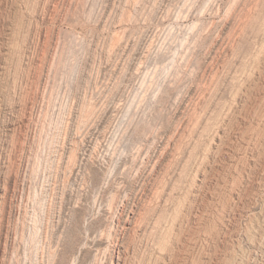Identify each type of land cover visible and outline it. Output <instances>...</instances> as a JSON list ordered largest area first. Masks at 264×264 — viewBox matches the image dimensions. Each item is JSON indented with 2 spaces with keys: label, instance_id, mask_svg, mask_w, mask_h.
Returning a JSON list of instances; mask_svg holds the SVG:
<instances>
[{
  "label": "rangeland",
  "instance_id": "374dc122",
  "mask_svg": "<svg viewBox=\"0 0 264 264\" xmlns=\"http://www.w3.org/2000/svg\"><path fill=\"white\" fill-rule=\"evenodd\" d=\"M263 5L0 0V242L9 250L0 264H41L57 250L71 260L86 238L70 233V206L80 197L109 202L116 190L121 200L131 193L127 208L149 220L144 233L126 235L128 264H264ZM70 152L81 169L71 180ZM50 211L68 216L59 232Z\"/></svg>",
  "mask_w": 264,
  "mask_h": 264
},
{
  "label": "bare ground",
  "instance_id": "6f19581e",
  "mask_svg": "<svg viewBox=\"0 0 264 264\" xmlns=\"http://www.w3.org/2000/svg\"><path fill=\"white\" fill-rule=\"evenodd\" d=\"M74 1V0H73ZM242 1V0H241ZM257 1V0H256ZM67 2V1H66ZM130 2V1H129ZM140 2V1H139ZM142 2V1H141ZM244 2H246V1H244ZM37 3H38V1H37ZM75 3V2H74ZM136 3V2H135ZM137 3H138V1H137ZM231 3V2H230ZM234 3H237L236 1L234 2ZM242 3V2H241ZM253 3H254V1H253ZM255 3H257V2H255ZM72 4V3H71ZM232 4V3H231ZM238 4V3H237ZM136 5V4H135ZM139 5V4H138ZM252 5V4H251ZM79 6V5H78ZM141 6V5H140ZM229 6V5H228ZM232 6V5H231ZM230 6V7H231ZM264 6V5H263ZM27 7V6H26ZM46 7V6H45ZM134 7V6H133ZM233 7V6H232ZM242 7V6H241ZM244 7H245V5H244ZM250 7V6H249ZM135 8V7H134ZM248 8V7H247ZM256 8V7H255ZM68 9V8H67ZM70 9V8H69ZM74 9V8H73ZM79 9V8H78ZM152 9V8H151ZM235 9V8H234ZM238 9V8H237ZM46 10V9H45ZM81 10V9H80ZM138 10V9H137ZM143 10V9H142ZM149 10V9H148ZM154 10V9H153ZM226 10V9H225ZM231 10V9H230ZM243 10V9H242ZM68 11V10H67ZM90 11V10H89ZM147 11V10H146ZM194 11V10H193ZM79 12V11H78ZM143 12V11H142ZM227 12V11H226ZM231 12V11H230ZM240 12V11H239ZM246 12V11H245ZM248 12V11H247ZM256 12V11H255ZM229 13V12H228ZM59 14V13H58ZM87 14V13H86ZM109 14V13H108ZM138 14V13H137ZM141 14H143V13H141ZM233 14V13H232ZM252 14V13H251ZM72 15V14H71ZM75 15V14H74ZM73 15V16H74ZM224 15H226V14H224ZM23 16V15H22ZM80 16V15H79ZM190 16V15H189ZM229 16V15H228ZM241 16V15H240ZM248 16V15H247ZM250 16V15H249ZM44 17V16H43ZM88 17V16H87ZM140 17H141V15H140ZM245 17V16H244ZM251 17V16H250ZM254 17V16H253ZM73 19H74V17H73ZM131 19H132V17H131ZM247 19H248V17H247ZM33 20V19H32ZM70 20V19H69ZM89 20V19H88ZM241 20H242V17H241ZM71 21V20H70ZM73 21H75V20H73ZM239 21V20H238ZM244 21V20H243ZM76 23H77V21H75ZM120 22V21H119ZM245 22H246V20H245ZM249 22V21H248ZM254 22V21H253ZM218 23V22H217ZM227 23H229V22H227ZM250 24V23H249ZM24 25V24H23ZM241 25V24H240ZM247 25V24H246ZM263 25V24H262ZM194 26V25H193ZM192 26V27H193ZM197 26V25H196ZM202 26V25H201ZM209 26V25H208ZM212 26V25H211ZM242 26V25H241ZM255 26V25H254ZM27 27V26H26ZM25 27V28H26ZM42 27V26H41ZM235 27V26H234ZM126 28V27H125ZM194 28H196L195 26H194ZM233 28V27H232ZM128 29V28H127ZM211 29V28H210ZM238 29V28H237ZM262 29V28H261ZM61 30V29H60ZM126 30V29H125ZM194 30V29H193ZM198 30V29H197ZM248 30V29H247ZM195 31H196V29H195ZM208 32V31H207ZM231 32V31H230ZM262 32V31H261ZM26 33V32H25ZM117 33V32H116ZM264 33V32H263ZM115 34V33H114ZM204 35V34H203ZM261 35V34H260ZM44 36V35H43ZM46 36H48V35H46ZM65 36V35H64ZM119 36V35H118ZM240 36V35H239ZM247 36V35H246ZM249 36V35H248ZM35 37V36H34ZM61 37V36H60ZM109 37H111V36H109ZM123 37H124V35H123ZM196 37V36H195ZM198 37H200V36H198ZM227 37V36H226ZM241 37V36H240ZM251 37V36H250ZM73 38V37H72ZM115 38V37H114ZM113 38V39H114ZM118 38V37H117ZM202 38V37H201ZM228 38H229V36H228ZM227 38V39H228ZM242 38H244V37H242ZM63 39H64V37H63ZM70 39V38H69ZM130 39V38H129ZM200 39V38H199ZM198 38H197V40H199ZM203 39V38H202ZM216 39V38H215ZM246 39V38H245ZM254 39V38H253ZM61 40V39H60ZM74 39H72V40H70V41H73ZM116 39H114V41H115ZM123 40V39H122ZM196 40V41H197ZM224 40H225V38H224ZM230 40V39H229ZM251 40V39H250ZM249 40V41H250ZM64 41H66V40H64ZM69 41V42H70ZM75 41H77V40H75ZM113 41V42H114ZM127 41V40H126ZM194 41V40H193ZM216 41V40H215ZM220 41V40H219ZM74 42V41H73ZM73 42H70V43H72L73 44ZM112 42V43H113ZM116 42V41H115ZM226 42V41H225ZM240 42V41H239ZM258 42H260V41H258ZM27 43V42H26ZM45 43V42H44ZM118 43V42H117ZM196 43V42H195ZM199 43H200V41H199ZM235 43V42H234ZM56 44V43H55ZM67 44V43H66ZM120 44V43H119ZM121 44H123V43H121ZM214 44V43H213ZM258 44V43H257ZM44 45V44H43ZM112 45V44H111ZM114 45V44H113ZM235 45V44H234ZM68 46V45H67ZM74 46V45H73ZM121 46V45H120ZM119 46V47H120ZM195 46V45H194ZM230 46V45H229ZM229 46H227V47H229ZM258 46V45H257ZM56 47V46H55ZM198 47V46H197ZM244 47V46H243ZM63 48H65V47H63ZM70 48V47H69ZM73 48V47H72ZM112 48V47H111ZM191 48H193V47H191ZM190 48V49H191ZM194 48H196V46L194 47ZM254 48V47H253ZM65 49H67V48H65ZM74 49V48H73ZM114 49V48H113ZM126 49V48H125ZM255 49H256V47H255ZM72 50V49H71ZM122 50V49H121ZM184 50V49H183ZM219 50V49H218ZM261 50V49H260ZM70 51V50H69ZM73 51V50H72ZM197 51V50H196ZM228 51V50H227ZM233 51V50H232ZM255 51V50H254ZM57 52V51H56ZM63 52H64V50H63ZM113 52V51H112ZM129 52V51H128ZM186 52H187V50H186ZM195 52V51H194ZM218 52V51H217ZM225 52V51H224ZM244 52V51H243ZM53 53V52H52ZM65 53V52H64ZM107 53V52H106ZM189 53V52H188ZM187 53V54H188ZM191 53V52H190ZM234 53V52H233ZM251 53H252V51H251ZM254 53V52H253ZM261 53V52H260ZM59 54V53H58ZM183 54V53H182ZM181 54V55H182ZM214 54V53H213ZM227 54V53H226ZM248 54V53H247ZM21 55V54H20ZM60 55V54H59ZM106 55V54H105ZM111 55V54H110ZM121 55V54H120ZM181 55H178V56H181ZM192 55V54H191ZM217 55V54H216ZM257 55H258V53H257ZM62 56V55H61ZM60 56V57H61ZM68 57H69V55H67ZM72 56V55H71ZM70 56V57H71ZM184 56V55H183ZM196 56V55H195ZM210 56V55H209ZM236 56H238V55H236ZM260 56H262L261 54H260ZM110 57V56H109ZM190 57V56H189ZM244 57H245V55H244ZM56 58V57H55ZM185 58V57H184ZM183 58V59H184ZM209 58V57H208ZM235 58V57H234ZM256 58V57H255ZM67 59V58H66ZM111 59V58H110ZM191 59V58H190ZM222 59V58H221ZM64 60V59H63ZM70 60V59H69ZM182 60V59H181ZM236 60V59H235ZM51 61V60H50ZM62 61V60H61ZM67 61V60H66ZM185 60H183V62H184ZM188 61V60H187ZM206 61V60H205ZM239 61V60H238ZM216 62V61H215ZM54 63H55V60H54ZM60 63V62H59ZM66 63V62H65ZM64 63V64H65ZM178 63H180V62H178ZM223 63H224V61H223ZM229 63V62H228ZM56 64V63H55ZM68 65H70V62L69 63H67ZM184 64V63H183ZM208 64V63H207ZM236 64V63H235ZM241 64V63H240ZM255 64V63H254ZM186 65V64H185ZM189 65H191V63L189 64ZM221 65H222V63H221ZM59 66V65H58ZM61 66V65H60ZM175 66V65H174ZM178 66H180V65H178ZM62 67V66H61ZM177 67V66H176ZM194 67V66H193ZM208 67V66H207ZM216 67V66H215ZM229 67V66H228ZM243 67H245V65L243 66ZM54 68V67H53ZM63 68V67H62ZM175 68V67H174ZM190 68V67H189ZM227 68V67H226ZM240 68V67H239ZM246 68V67H245ZM248 68V67H247ZM246 68V69H247ZM185 69H187V66H186V68ZM212 69V68H211ZM216 69V68H215ZM243 69V68H242ZM252 69H253V67H252ZM53 70V69H52ZM58 69H56V71H57ZM61 70V69H60ZM177 70V69H176ZM190 70V69H189ZM193 71H194V69H193ZM192 71V72H193ZM251 71L252 70H250V73H251ZM175 72V71H174ZM181 72H182V70H181ZM191 72V73H192ZM227 72V71H226ZM229 72H230V70H229ZM244 72V71H243ZM54 73H56V72H54ZM63 73V72H62ZM190 73V72H189ZM208 73V72H207ZM218 73V72H217ZM224 73V72H223ZM248 73V72H247ZM200 74V73H199ZM221 74V73H220ZM240 74V73H239ZM243 74V73H242ZM249 74V73H248ZM255 74V73H254ZM56 75V74H55ZM58 76H59V73L57 74ZM56 75V76H57ZM62 75V74H61ZM60 75V76H61ZM181 75H183V74H181ZM237 75V74H236ZM246 75V74H245ZM174 76V75H173ZM214 76V75H213ZM234 76V75H233ZM229 77V76H228ZM54 78V77H53ZM57 78H55V80H56ZM191 79V78H190ZM216 79V78H215ZM237 79V78H236ZM46 80V79H45ZM184 80V79H183ZM201 80V79H200ZM225 80V79H224ZM242 80V79H241ZM249 80V79H248ZM182 81V80H181ZM214 81V80H213ZM220 81V80H219ZM245 81V80H244ZM54 82V81H53ZM233 82V81H232ZM240 82H242V81H240ZM239 82V83H240ZM51 84V83H50ZM193 84V83H192ZM215 84V83H214ZM15 85V84H14ZM46 85V84H45ZM49 85V84H48ZM172 85V84H171ZM190 85V84H189ZM219 85V84H218ZM212 86V85H211ZM217 86V85H216ZM233 87V86H232ZM39 88V87H38ZM53 88V87H52ZM218 88V87H217ZM225 88V87H224ZM48 89V88H47ZM50 89V88H49ZM187 89V88H186ZM198 89H200V88H198ZM228 89V88H227ZM53 90V89H52ZM202 90V89H201ZM238 90V89H237ZM190 91V90H189ZM197 91V90H196ZM234 91V90H233ZM47 93V92H46ZM181 93V92H180ZM240 93V92H239ZM185 94V93H184ZM209 94V93H208ZM235 94V93H234ZM39 95V94H38ZM43 95V94H42ZM228 95V94H227ZM213 96V95H212ZM187 97V96H186ZM194 97V96H193ZM199 97V96H198ZM211 97V96H210ZM227 97H229V96H227ZM50 98V97H49ZM216 98V97H215ZM36 99V98H35ZM48 99V98H47ZM178 99H180V98H178ZM173 100V99H172ZM174 100H175V98H174ZM215 100V99H214ZM214 100H213V102H214ZM46 102H47V100H45ZM191 101H192V99H191ZM234 101H236V100H234ZM176 102H178V101H176ZM192 103V102H191ZM198 103V102H197ZM173 104V103H172ZM210 104V103H209ZM208 104V105H209ZM220 104V103H219ZM46 105V104H45ZM50 105V104H49ZM92 105V104H91ZM189 105V104H188ZM230 105V104H229ZM86 106H87V104H86ZM91 107V106H90ZM174 107V106H173ZM198 107V106H197ZM206 107V106H205ZM230 107V106H229ZM233 107V106H232ZM83 108H85V107H83ZM92 108H93V106H92ZM35 109V108H34ZM201 109V108H200ZM221 109V108H220ZM230 109H231V107H230ZM32 110V109H31ZM94 111H95V108L93 109ZM38 112V111H37ZM80 112V111H79ZM87 112V111H86ZM46 113V112H45ZM188 113V112H187ZM223 113V112H222ZM96 114V113H95ZM183 114V113H182ZM185 114V113H184ZM192 114H195V113H192ZM201 114V113H200ZM224 114V113H223ZM197 115V114H196ZM203 115V114H202ZM83 116V115H82ZM213 116V115H212ZM93 117V116H92ZM186 117V116H185ZM210 117V116H209ZM203 118V117H202ZM215 118V117H214ZM26 119V118H25ZM75 119V118H74ZM81 119V118H80ZM84 119V118H83ZM86 119V118H85ZM226 119V118H225ZM224 119V120H225ZM88 120V119H87ZM84 121V120H83ZM91 121V120H90ZM199 121L201 122V120L199 119ZM210 121V120H209ZM228 121V120H227ZM17 122V121H16ZM211 122V121H210ZM34 123V122H33ZM80 123V122H79ZM155 123H156V121H155ZM184 123V122H183ZM189 123V122H188ZM198 123V122H197ZM23 124V123H22ZM83 124V123H82ZM194 124V123H193ZM85 125V124H84ZM12 126V125H11ZM86 126V125H85ZM43 127V126H42ZM190 127V126H189ZM220 127V126H219ZM30 128V127H29ZM81 128V127H80ZM91 128V127H90ZM198 128V127H197ZM217 128V127H216ZM199 129V128H198ZM43 130V129H42ZM91 130V129H90ZM204 130V129H203ZM222 130V129H221ZM11 131V130H10ZM86 131V130H85ZM219 131V130H218ZM17 132V131H16ZM39 132V131H38ZM72 132V131H71ZM154 132V131H153ZM177 132V131H176ZM204 132V131H203ZM33 134V133H32ZM31 134V135H32ZM79 134V133H78ZM78 134H76V135H78ZM174 134V133H173ZM193 134V133H192ZM212 135V134H211ZM39 136V135H38ZM41 136V135H40ZM172 136V135H171ZM146 137H147V135H146ZM145 137V138H146ZM187 137V136H186ZM208 137V136H207ZM219 137V136H218ZM39 138V137H38ZM168 138V137H167ZM183 138V137H182ZM34 139V138H33ZM147 139H148V137H147ZM170 139V138H169ZM214 139V138H213ZM216 139V138H215ZM178 140V139H177ZM197 140V139H196ZM156 141V140H155ZM172 141V140H171ZM171 141H170V143H171ZM151 142V141H150ZM34 143V142H33ZM59 143V142H58ZM61 143V142H60ZM66 143V142H65ZM148 143V142H147ZM144 144V143H143ZM155 144V143H154ZM168 144V143H167ZM136 145V144H135ZM156 145V144H155ZM175 145V144H174ZM65 146V145H64ZM137 146V145H136ZM178 146H180V145H178ZM77 147V146H76ZM159 147V146H158ZM186 147V146H185ZM138 148H140V147H138ZM152 148V147H151ZM154 148V147H153ZM167 148V147H166ZM169 148V147H168ZM170 149V148H169ZM19 150H21V149H19ZM65 150V149H64ZM137 150V149H136ZM149 150V149H148ZM154 150V149H153ZM173 150V149H172ZM133 151V150H132ZM143 151V150H142ZM150 152V151H149ZM161 152H163V151H161ZM175 152H180V150H178V151H175ZM14 153V152H13ZM30 153H31V151H30ZM74 153V152H73ZM130 153V152H129ZM128 153V154H129ZM135 153H136V151H135ZM146 153V152H145ZM165 153V152H164ZM15 154V153H14ZM39 154V153H38ZM53 154V153H52ZM55 154V153H54ZM70 154H72V152H70ZM79 154V153H78ZM137 154V153H136ZM188 154V153H187ZM40 155V154H39ZM163 155V154H162ZM174 155V154H173ZM176 155V154H175ZM190 155V154H189ZM19 156V155H18ZM55 156V155H54ZM67 156V155H66ZM78 156V155H77ZM76 155L75 156H73V154L72 155H69V157L67 158V159H65L64 161V164L66 165V169H68V170H70V172H71V174L68 176V179H72V178H74V177H76V176H79L78 174H79V172H80V166H79V164H78V160H79V158L77 157ZM159 156H160V154H159ZM36 157V156H35ZM34 157V158H35ZM40 157V156H39ZM93 157V156H92ZM114 157H117V156H115L114 155ZM113 157V158H114ZM125 157V156H124ZM158 157V156H157ZM184 157V156H183ZM21 158V157H20ZM45 158V157H44ZM109 158V157H108ZM137 158V157H136ZM144 158V157H143ZM148 158V157H147ZM171 158V157H170ZM173 158V157H172ZM127 159V158H126ZM132 159V158H131ZM134 159V158H133ZM142 159V158H141ZM29 160H30V158H29ZM42 160V159H41ZM51 160V159H50ZM128 160V159H127ZM149 160V159H148ZM157 160V161H156ZM155 161V163H154V167L153 168H156L157 167V165L158 164H161V159L158 157L157 159H156ZM189 160V159H188ZM204 160V159H203ZM18 161V160H17ZM20 161V160H19ZM61 161V160H60ZM95 161V160H94ZM114 161V160H113ZM120 161H121V159H120ZM124 161V160H123ZM134 161H135V159H134ZM134 161H132V162H134ZM140 161V160H139ZM205 161V160H204ZM15 162V161H14ZM40 162V161H39ZM91 162V161H90ZM132 162H130V163H132ZM142 162V161H141ZM140 162V163H141ZM109 163V162H108ZM108 163H107V165H108ZM111 163V162H110ZM167 163V162H166ZM31 164V163H30ZM38 164H40V163H38ZM121 164V163H120ZM127 164H128V162H126V161H124V162H122V164H121V166L119 167V171L123 168V167H126L127 166ZM135 165V163H132V165ZM169 164V163H168ZM173 164V163H172ZM17 165V164H16ZM82 165V164H81ZM86 165V164H85ZM133 165V166H134ZM182 165V164H181ZM21 166V165H20ZM37 166V165H36ZM129 166V165H128ZM48 167V166H47ZM55 167V166H54ZM111 167V166H110ZM130 167V166H129ZM128 167V168H129ZM136 167V166H135ZM134 167V168H135ZM178 167H180V166H178ZM191 167V166H190ZM36 168V167H35ZM113 168H115V167H113ZM133 168V167H132ZM17 169V168H16ZM116 169V168H115ZM125 168H123V170H124ZM187 169V168H186ZM191 169V168H190ZM86 172H85V176H86V178H88V179H93V176H95L96 174H97V171L95 170V168H94V165L93 164H90V163H88L87 165H86ZM150 170H152L151 169V167H150ZM115 171V170H114ZM139 171H140V169H139ZM112 172V171H111ZM120 172H122V170L120 171ZM119 172V173H120ZM128 172V171H127ZM130 172V171H129ZM131 172H133V171H131ZM150 172H152V171H150ZM154 172V171H153ZM31 173V172H30ZM139 173V172H138ZM160 173V172H159ZM111 174V173H110ZM112 174H113V172H112ZM137 174V173H136ZM166 174V173H165ZM181 174V173H180ZM64 175V174H63ZM132 175V174H131ZM144 175V174H143ZM173 175V174H172ZM187 175V174H186ZM83 176V175H82ZM161 176H163V175H161ZM167 176V175H166ZM171 176V175H170ZM67 177V176H66ZM112 177V176H111ZM147 177V176H146ZM181 177V176H180ZM56 178V177H55ZM59 178V177H58ZM81 178V177H80ZM107 178V177H106ZM116 178V177H115ZM114 178V179H115ZM169 178V177H168ZM186 178V177H185ZM157 179V178H156ZM177 179V178H176ZM121 180V179H120ZM124 180V179H123ZM131 180V179H130ZM149 180V179H148ZM163 180V179H162ZM111 181V180H110ZM150 181V180H149ZM160 181V180H159ZM182 181V180H181ZM55 182V181H54ZM173 182V181H172ZM105 183V182H104ZM119 183V182H118ZM124 183V182H123ZM159 183V182H158ZM164 183H165V180H164ZM176 183V182H175ZM187 183V182H186ZM185 183V184H186ZM15 184V183H14ZM126 184V185H125ZM125 186H127V188L129 189V191H135L137 188H134V186L133 185H131L130 183H127L126 181H125ZM144 184H145V182H144ZM178 184H180V183H178ZM178 184H175V185H178ZM19 185V184H18ZM57 185V184H56ZM69 185V184H68ZM118 185V184H117ZM122 185V184H121ZM167 185V184H166ZM174 185V184H173ZM53 186V185H52ZM61 186V185H60ZM72 186V185H71ZM85 186V185H84ZM107 186V185H106ZM186 186V185H185ZM80 187V186H79ZM175 187V186H174ZM12 188V187H11ZM121 188H123V187H121ZM188 188V187H187ZM191 189H193L192 187H190ZM4 189V188H3ZM21 190V189H20ZM102 190V189H101ZM120 190H122V189H120ZM144 190V189H143ZM167 190V189H166ZM176 190V189H175ZM188 190H190V189H188ZM14 191V190H13ZM68 191V190H67ZM103 191V190H102ZM125 191V190H124ZM128 191V192H129ZM140 191V190H139ZM151 191V190H150ZM19 192V191H18ZM90 192V191H89ZM156 192V191H155ZM163 192V191H162ZM183 192V191H182ZM187 192V191H186ZM189 192V191H188ZM27 193V192H26ZM72 193H74V192H72ZM112 193V192H111ZM49 194V193H48ZM77 194H79V193H77ZM121 194H123L122 193V191L120 192V191H118V190H116L113 194H112V196H111V200H109V202H107V201H105L104 200V198L102 197V199L101 200H95L93 203H91V205H87L85 202L87 201L86 199H84V198H82V197H80L78 200H77V202H75L74 204H72V206H70L71 208H70V210H68L69 211V214H70V218H72L74 221H73V223L71 224V223H69V224H71L70 226H69V231H70V233L72 234V236L73 237H75L76 235H78V234H84L85 235V238H86V243H85V245H84V247L82 248L81 247V249L73 256V258L70 260V259H67V258H64V259H62V258H60V256H59V254H57L56 252L58 251H55V253L54 254H52V256L50 257V258H47L46 260H45V258L44 257H42V261L43 262H41V264H128V255H129V252L131 251V249H130V246L128 245V244H126L125 243V240H126V235H127V233H128V231H131V230H135V231H138V232H142V233H144L145 231H147L146 230V226H147V224H148V221H146V219L145 218H143V217H140V215L137 213V211H136V209L134 208H131V209H128L127 207H128V205H129V203H128V198H130L131 197V193H130V195H128V194H126L125 195V199L124 200H121ZM132 194H134L133 192H132ZM154 194V193H153ZM152 194V195H153ZM167 194V193H166ZM169 194V193H168ZM181 194H183V193H181ZM81 195V194H80ZM99 195H100V193H99ZM162 195V194H161ZM29 196V195H28ZM77 196H79V195H77ZM83 196V195H82ZM87 196V195H86ZM95 196H96V194H95ZM98 196V195H97ZM101 196V195H100ZM156 196H158V195H156ZM186 196V195H185ZM128 197V198H127ZM153 197V196H152ZM164 197V196H163ZM53 198V197H52ZM78 198V197H77ZM100 198V197H99ZM108 198H110V196L108 197ZM157 198V197H156ZM161 198V197H160ZM176 198V197H175ZM71 199V198H70ZM88 199V198H87ZM97 199V198H96ZM135 199V198H134ZM68 200V199H67ZM73 200V199H72ZM146 200V199H145ZM162 200V199H161ZM168 200V199H167ZM178 200H180V199H178ZM148 201V200H147ZM61 202V201H60ZM88 202V201H87ZM166 202V201H165ZM29 203V202H28ZM47 203V202H46ZM146 203V202H145ZM149 203H150V201H149ZM155 203V202H154ZM52 204V203H51ZM8 205V204H7ZM53 205V204H52ZM51 205V206H52ZM181 205V204H180ZM20 206V205H19ZM22 206V205H21ZM55 206V205H54ZM159 206V205H158ZM182 206V205H181ZM64 207V206H63ZM24 209V208H23ZM47 209V208H46ZM177 209V208H176ZM178 209H180V208H178ZM185 209V208H184ZM10 210H12V209H10ZM58 210V209H57ZM153 210V209H152ZM181 210V209H180ZM13 211V210H12ZM156 211V210H155ZM163 211V210H162ZM167 211V210H166ZM176 211V210H175ZM2 212V211H1ZM6 212V211H5ZM21 212V211H20ZM85 212H89L91 215H92V217L93 218H98L99 220V224H100V226L98 227V228H94V227H92V225H91V223L89 222V221H87V219H86V216H85ZM157 212V211H156ZM160 212H161V210H160ZM3 214H4V212H3ZM16 214V213H15ZM46 214V213H45ZM140 214H141V212H140ZM150 214V213H149ZM156 214V213H155ZM160 214V216H162V214L161 213H159ZM167 214V213H166ZM44 215V214H43ZM153 215V214H152ZM177 215V214H176ZM181 215V214H180ZM54 216V215H53ZM52 216V213H51V211L49 212V214H48V219H49V222L53 225V227H54V229L55 230H58V232H59V230H62V228H63V226H64V224H65V222H66V218L68 217L67 216V214H65L64 212H60V215H58V216H56V217H53ZM159 216V215H158ZM157 216V218H159ZM174 216V215H173ZM22 217V216H21ZM25 217V216H24ZM28 217V216H27ZM146 217V216H145ZM155 217V216H154ZM178 217H180V216H178ZM13 218V217H12ZM147 218V217H146ZM3 219V218H2ZM163 219V218H162ZM161 219V220H162ZM166 219V218H165ZM164 219V220H165ZM169 219V218H168ZM160 220V221H161ZM13 221V220H12ZM19 221H20V219H19ZM29 221V220H28ZM36 221V220H35ZM47 221V220H46ZM97 221V222H98ZM1 222V221H0ZM71 222V221H70ZM28 223V222H27ZM32 223V222H31ZM49 223V224H50ZM151 223H152V221H151ZM156 223V222H155ZM154 223V224H155ZM22 224V223H21ZM24 224H26V223H24ZM161 224V223H160ZM166 224H168V223H166ZM178 224H180V223H178ZM34 225V224H33ZM37 225V224H36ZM151 225V224H150ZM155 225H158V223L157 224H155ZM8 226V225H7ZM10 226V225H9ZM14 226V225H13ZM19 226V225H18ZM49 226V225H48ZM165 226V225H164ZM173 226V225H172ZM21 227V226H20ZM26 227V226H25ZM24 227V228H25ZM148 227H149V225H148ZM158 227V226H157ZM175 227V226H174ZM9 228V227H8ZM154 228H156V227H154ZM159 228V227H158ZM177 228V227H176ZM18 229V228H17ZM16 229V230H17ZM157 229V228H156ZM24 230V229H23ZM38 230V229H37ZM48 230H49V228H48ZM52 230H53V228H52ZM150 229H148V231H149ZM152 230H153V228H152ZM151 230V231H152ZM155 230V229H154ZM175 230V229H174ZM9 231H10V229H9ZM22 231V230H21ZM42 231V230H41ZM170 231H171V229H170ZM8 232V231H7ZM15 233V232H14ZM22 233H23V231H22ZM42 233V232H41ZM67 233V232H66ZM153 233V232H152ZM166 233V232H165ZM172 233H174L173 231H172ZM20 234H21V232H20ZM35 234V233H34ZM40 234V233H39ZM45 234V233H44ZM146 234H148L147 232H146ZM161 234V233H160ZM62 235V234H61ZM131 235V234H130ZM129 235V236H130ZM144 235V234H143ZM173 235V234H172ZM15 236H17V235H15ZM24 236V235H23ZM22 236V237H23ZM37 236H39V235H37ZM148 236V235H147ZM7 237V236H6ZM6 237H4V239L6 238ZM14 237V236H13ZM19 237V236H18ZM36 237V236H35ZM47 237V236H46ZM157 237V236H156ZM172 237V236H171ZM37 238V237H36ZM7 239V238H6ZM18 239V238H17ZM24 239V238H23ZM41 239V238H40ZM141 239V238H140ZM32 240V239H31ZM42 240V239H41ZM142 240V239H141ZM144 240V239H143ZM172 240V239H171ZM18 241V240H17ZM36 241H37V239H36ZM137 241V240H136ZM157 241H159V240H157ZM167 241V240H166ZM24 242V241H23ZM64 242V241H63ZM155 242V241H154ZM19 243V242H18ZM32 243V242H31ZM52 243V242H51ZM143 243V242H142ZM164 243V242H163ZM1 244H3L2 243V241L0 242V257H2L3 259L5 258V259H7V257H8V252L7 251H9V250H7L8 248H6L7 246H6V244H4V246H2ZM59 244V243H58ZM57 244V245H58ZM156 244V243H155ZM169 244V243H168ZM19 245V244H18ZM37 245H39L38 243H37ZM131 245V244H130ZM137 245V244H136ZM164 245V244H163ZM25 246V245H24ZM42 246V245H41ZM158 246V245H157ZM165 246V245H164ZM27 247V246H26ZM34 247V246H33ZM40 247V246H39ZM47 247V246H46ZM142 247V246H141ZM145 247V246H144ZM36 248V247H35ZM57 248V247H56ZM159 248V247H158ZM160 248H161V246H160ZM24 249V248H23ZM26 249V248H25ZM148 249V248H147ZM21 250V249H20ZM27 250V249H26ZM25 250V251H26ZM38 250V249H37ZM36 250V251H37ZM44 250V249H43ZM55 250V249H54ZM60 250V249H59ZM23 251V250H22ZM32 251H33V249H32ZM39 251H41V250H39ZM53 251V250H52ZM140 251V250H139ZM159 251V250H158ZM18 252V251H17ZM27 252V251H26ZM147 252V251H146ZM165 253H166V250L164 251ZM44 253V252H43ZM137 253V252H136ZM139 253V252H138ZM144 253V252H143ZM10 254V253H9ZM16 254V253H15ZM20 254V253H19ZM27 254V253H26ZM25 254V255H26ZM36 254V253H35ZM50 254V253H49ZM161 254V253H160ZM134 255V254H133ZM153 255V254H152ZM158 255H159V252H158ZM163 255H165L164 253H163ZM46 256H48V255H46ZM50 256V255H49ZM146 256V255H145ZM37 257V256H36ZM130 257V256H129ZM140 257V256H139ZM9 258V257H8ZM14 258V257H13ZM17 258H19V257H17ZM40 258H41V256H40ZM132 258H135V257H132ZM1 259V258H0ZM2 259V260H3ZM16 259V258H15ZM136 259V258H135ZM159 259V258H158ZM23 260V259H22ZM130 260V259H129ZM140 260V259H139ZM161 260V259H160ZM15 261H17V260H15ZM36 261V260H35ZM4 262V261H3ZM5 262H6V260H5ZM10 262V261H9ZM20 262V261H19ZM132 262V261H131ZM38 263H40V262H38ZM4 264V263H3ZM138 264V263H137ZM153 264V263H152ZM156 264V263H155Z\"/></svg>",
  "mask_w": 264,
  "mask_h": 264
}]
</instances>
